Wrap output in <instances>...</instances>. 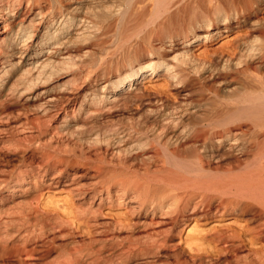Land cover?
<instances>
[{"label": "bare ground", "instance_id": "6f19581e", "mask_svg": "<svg viewBox=\"0 0 264 264\" xmlns=\"http://www.w3.org/2000/svg\"><path fill=\"white\" fill-rule=\"evenodd\" d=\"M262 10L264 0H0V122L39 95L37 132L52 125L72 141L52 153L38 141L30 158L0 167V264H264ZM240 29L235 51L194 53ZM61 73L75 79L52 82ZM153 77L173 98L144 90ZM233 78L236 93L206 95ZM59 185L82 239L36 202ZM112 205L128 211L98 221ZM223 216L236 224L205 253L175 244L191 218Z\"/></svg>", "mask_w": 264, "mask_h": 264}, {"label": "rangeland", "instance_id": "374dc122", "mask_svg": "<svg viewBox=\"0 0 264 264\" xmlns=\"http://www.w3.org/2000/svg\"><path fill=\"white\" fill-rule=\"evenodd\" d=\"M260 14L262 17H264V10H262ZM245 33V29L225 32L224 34L219 35L218 37L206 43L201 42L194 48V53L198 57L204 59L226 55L237 49V47L241 44L243 39L242 36ZM66 79H71L72 81L75 79V76L73 77L72 73H61L54 76L52 82L60 83ZM77 81L79 82L80 79H77ZM240 81V79L233 78L230 83H219L217 85L214 84L215 87H211L206 90V95L214 96V89H217L219 97L222 95L226 96L234 94L240 90ZM45 86L46 85L44 84L40 85L32 91L30 90L28 93L32 95L37 93L39 94ZM142 86L146 92L157 93L160 95L162 94L164 96L170 95L169 98H173V96H171L170 88L167 85V82L161 77H153L152 79L143 80ZM216 97L219 99L218 96ZM39 98H41V96L36 95L35 99L24 101V104L26 103L24 106L12 104L8 107L9 113L6 118L7 120L0 122V138H2L3 142L5 143L2 147H0L1 168L16 165L18 166L22 162L23 158H30L33 148L35 151V146L37 145L38 141L43 145L42 149H45L50 153L53 152L56 146L63 148L66 144H71L72 141L69 142L70 140L67 136L65 137V135L57 133L55 130H53L52 125H46L45 131H43L41 134L37 132L34 118L37 116L35 104ZM208 107L209 105H204V109ZM26 118H29L32 122L25 123ZM43 120L47 122V119ZM117 121L118 119H116V117H109L105 122L112 123ZM44 144L46 145L45 147ZM48 144L52 145V147H49ZM92 152V149L89 150V153ZM34 160L38 161V157H35ZM36 202L42 208L47 209V211L58 215L60 219L67 222L73 221L74 225L77 226V230L79 231V234H75L74 237L76 239H82L84 235L82 232L86 230V225L84 222L77 219L78 211L76 206L73 204L74 198L64 186L59 185L42 191ZM127 211V208H125L123 205L104 206L101 210L102 213L99 214L97 219L98 221L105 222V220L107 221L118 216H123V214H125ZM235 224V219L230 216L212 217L208 219L191 218L189 221L178 227L179 230L177 229V231H175L176 233L173 237V240L179 249L182 251L184 250L185 253L203 254L207 249L210 250V246H212L210 238L217 229L228 227L230 225L233 226ZM67 238L69 239L70 237H58L55 242H58L57 244L62 247V245L68 241ZM98 259L99 258L94 261V258H92L89 263H106L99 259L101 261L100 262ZM9 262L12 264H18V262L13 259L9 260ZM106 264H109V262Z\"/></svg>", "mask_w": 264, "mask_h": 264}]
</instances>
